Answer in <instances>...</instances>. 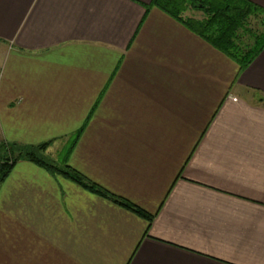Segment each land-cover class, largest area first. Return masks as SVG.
Returning a JSON list of instances; mask_svg holds the SVG:
<instances>
[{
	"label": "crops",
	"instance_id": "obj_1",
	"mask_svg": "<svg viewBox=\"0 0 264 264\" xmlns=\"http://www.w3.org/2000/svg\"><path fill=\"white\" fill-rule=\"evenodd\" d=\"M264 9V0H248ZM151 0H0V264H264V49L237 64Z\"/></svg>",
	"mask_w": 264,
	"mask_h": 264
},
{
	"label": "trees",
	"instance_id": "obj_2",
	"mask_svg": "<svg viewBox=\"0 0 264 264\" xmlns=\"http://www.w3.org/2000/svg\"><path fill=\"white\" fill-rule=\"evenodd\" d=\"M149 6L162 10L224 53L237 64L239 71L245 69L264 49V9L248 0H151ZM188 11H199L202 15H187ZM253 18L262 29L256 31L250 28ZM50 144L51 140L28 145L0 139V182L17 161L29 160L151 222L153 215L142 208L105 191L70 166H59L47 160L43 152Z\"/></svg>",
	"mask_w": 264,
	"mask_h": 264
},
{
	"label": "rangeland",
	"instance_id": "obj_3",
	"mask_svg": "<svg viewBox=\"0 0 264 264\" xmlns=\"http://www.w3.org/2000/svg\"><path fill=\"white\" fill-rule=\"evenodd\" d=\"M186 14L187 15H194L196 17H200L202 15L201 12H199V11H188ZM249 26L251 29H254L256 31L262 29L260 23L256 24L254 18L251 20V23ZM247 36L248 35H245V37H247Z\"/></svg>",
	"mask_w": 264,
	"mask_h": 264
}]
</instances>
